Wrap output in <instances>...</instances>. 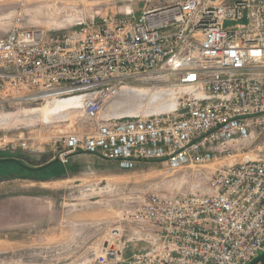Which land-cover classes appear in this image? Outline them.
<instances>
[{
  "label": "built area",
  "instance_id": "1",
  "mask_svg": "<svg viewBox=\"0 0 264 264\" xmlns=\"http://www.w3.org/2000/svg\"><path fill=\"white\" fill-rule=\"evenodd\" d=\"M125 88H160L172 107L100 117ZM74 96L92 129L56 134L55 159L211 170L204 189L145 192L125 213L141 226L110 228L79 264H247L264 252V0H153L137 17L59 32L17 16L0 37V113Z\"/></svg>",
  "mask_w": 264,
  "mask_h": 264
},
{
  "label": "rangeland",
  "instance_id": "2",
  "mask_svg": "<svg viewBox=\"0 0 264 264\" xmlns=\"http://www.w3.org/2000/svg\"><path fill=\"white\" fill-rule=\"evenodd\" d=\"M150 1L153 0H0V37L17 16L25 26L59 32L74 27L78 20L96 21L105 15L121 17L128 11L137 17ZM146 90L149 94L156 93L154 104L145 100L141 110L149 107L148 112L156 111L155 104L167 101L162 89ZM43 105L5 107L4 114L14 112L15 116L0 124V137L6 143L0 147V158H15L29 167L39 166L55 160L56 134L92 129V123L82 113L47 124L27 118L25 113L32 111L27 108ZM199 170L198 167L169 170L154 161L122 168L116 161L93 153L65 164L54 161L38 170L13 161H0V264L87 262L98 252L110 228L121 227L126 237H130L141 226L125 213L141 202L145 192L179 194L206 188L211 170H201L203 175ZM142 246H146L142 240L131 243L126 254L137 252Z\"/></svg>",
  "mask_w": 264,
  "mask_h": 264
},
{
  "label": "bare ground",
  "instance_id": "3",
  "mask_svg": "<svg viewBox=\"0 0 264 264\" xmlns=\"http://www.w3.org/2000/svg\"><path fill=\"white\" fill-rule=\"evenodd\" d=\"M155 94L153 93L149 94L144 89L125 88L121 90L116 97H114L112 100L107 102V104L103 108L102 115L103 116L129 115L140 112L142 113L147 112V110L150 109L149 107L148 109L145 110L140 109L142 103L148 99L151 102L154 101ZM145 105L146 104L144 103V107ZM155 105H157V108L159 109L172 107V103L170 101H164L163 103H159ZM43 106L27 108V110L29 111L32 110L30 112L25 113L28 116L27 118L39 119L36 120V122L41 121L42 123L55 122L54 120L62 121L63 119L66 120L70 116H76V114L78 116L79 114L82 113V99L79 96L53 100ZM7 113H11V114H7ZM7 113L6 114L3 113L4 115L0 114L1 115L0 124H5L7 122H10V120H12V118L15 116L14 114H12L14 112H7ZM23 117L25 118L26 115Z\"/></svg>",
  "mask_w": 264,
  "mask_h": 264
},
{
  "label": "water",
  "instance_id": "4",
  "mask_svg": "<svg viewBox=\"0 0 264 264\" xmlns=\"http://www.w3.org/2000/svg\"><path fill=\"white\" fill-rule=\"evenodd\" d=\"M59 159L56 158L55 161H58ZM0 161H13L15 163H17L18 165L22 166V167H25V168H29V169H35V170H38V169H41V168H44L46 167L47 165H49V161L42 164V165H39V166H35V167H29L27 165H24L23 163L19 162L17 159L15 158H0ZM264 262V252H261L259 253L254 259H252L249 263L247 264H261Z\"/></svg>",
  "mask_w": 264,
  "mask_h": 264
},
{
  "label": "crops",
  "instance_id": "5",
  "mask_svg": "<svg viewBox=\"0 0 264 264\" xmlns=\"http://www.w3.org/2000/svg\"><path fill=\"white\" fill-rule=\"evenodd\" d=\"M86 156L87 155V153H85V152H77V153H73V154H71L70 156H69V158H68V160H70V159H73V158H75V157H78V156ZM55 157V156H54ZM51 160V159H50ZM49 161V160H48ZM61 162V161H60ZM62 164H65V163H63V162H61ZM52 178H53V181L55 180V175H53L52 176Z\"/></svg>",
  "mask_w": 264,
  "mask_h": 264
},
{
  "label": "trees",
  "instance_id": "6",
  "mask_svg": "<svg viewBox=\"0 0 264 264\" xmlns=\"http://www.w3.org/2000/svg\"><path fill=\"white\" fill-rule=\"evenodd\" d=\"M55 160H52L50 163H49V165L52 163V162H54ZM59 161V160H58ZM33 170H35V169H33Z\"/></svg>",
  "mask_w": 264,
  "mask_h": 264
}]
</instances>
